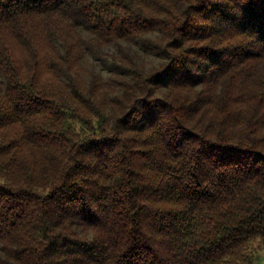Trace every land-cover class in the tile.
<instances>
[{"label": "trees", "instance_id": "trees-1", "mask_svg": "<svg viewBox=\"0 0 264 264\" xmlns=\"http://www.w3.org/2000/svg\"><path fill=\"white\" fill-rule=\"evenodd\" d=\"M0 264H264V0H0Z\"/></svg>", "mask_w": 264, "mask_h": 264}, {"label": "rangeland", "instance_id": "rangeland-1", "mask_svg": "<svg viewBox=\"0 0 264 264\" xmlns=\"http://www.w3.org/2000/svg\"><path fill=\"white\" fill-rule=\"evenodd\" d=\"M134 49L137 51L138 55L140 56V58L143 60V62L147 65V66H151L152 64L156 63V59L154 56L150 55V54H145L141 51V49L139 47H134ZM107 50L111 53H114L116 51V47L115 45H110L108 46ZM89 60L91 61L92 64L95 65V67L97 68V70H99L105 77L108 76V71L106 68H104V66L98 62L97 60H94L93 58H89Z\"/></svg>", "mask_w": 264, "mask_h": 264}]
</instances>
